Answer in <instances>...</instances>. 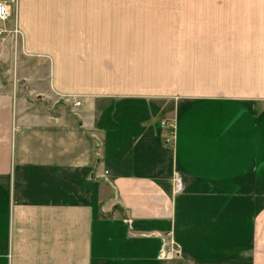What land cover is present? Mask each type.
I'll return each instance as SVG.
<instances>
[{
    "label": "crops",
    "instance_id": "1",
    "mask_svg": "<svg viewBox=\"0 0 264 264\" xmlns=\"http://www.w3.org/2000/svg\"><path fill=\"white\" fill-rule=\"evenodd\" d=\"M4 1L0 264H264V41L233 90L186 94L157 67L156 2ZM233 6L264 22V0Z\"/></svg>",
    "mask_w": 264,
    "mask_h": 264
},
{
    "label": "rangeland",
    "instance_id": "2",
    "mask_svg": "<svg viewBox=\"0 0 264 264\" xmlns=\"http://www.w3.org/2000/svg\"><path fill=\"white\" fill-rule=\"evenodd\" d=\"M125 1L136 0H114L115 3H127ZM147 1L157 3V67L166 63V65L170 64L177 68V76L173 70L170 72V76L178 80L177 90L180 89L186 94L190 92L200 94L206 88L216 90L217 87L221 91L233 90L239 51L252 48L250 41H253L252 45L255 47L261 46L260 43L264 41L262 38L264 35L261 34L264 32V22L237 20L233 12L234 0ZM11 6L14 7V5ZM193 9H196L199 14L190 13L187 17H181L180 13H188ZM175 10L177 12L175 16H172ZM184 10L186 12H183ZM15 26V22L9 28L3 26L1 34L13 33ZM117 29L122 28L116 26L115 30ZM133 33L135 31L131 32V36L135 35ZM139 34L144 35L143 32ZM3 35L6 37L7 34ZM134 40L138 41L136 38ZM3 43H0V80L4 79L6 82L14 78L11 65L14 60V50L13 45ZM135 60L133 61L136 62ZM207 78L209 86L203 85V80ZM17 91V100L20 103L24 92L21 86L17 87ZM33 102L42 105L37 99ZM64 103L67 101H64L62 97L55 104L43 102L42 106L50 107L59 113ZM73 103L77 105L79 100Z\"/></svg>",
    "mask_w": 264,
    "mask_h": 264
},
{
    "label": "built area",
    "instance_id": "3",
    "mask_svg": "<svg viewBox=\"0 0 264 264\" xmlns=\"http://www.w3.org/2000/svg\"><path fill=\"white\" fill-rule=\"evenodd\" d=\"M8 16V7L5 3L4 0H0V22H2L3 20H5ZM3 31V29H1L0 27V32ZM14 33H18V30L16 28H14L13 30ZM162 124H165L168 130V136H166L165 141H170L173 136H174V131H173V123L171 122H162ZM175 186L176 189H180L181 187V181L180 178L178 176H175ZM168 242V241H167ZM171 242V241H170ZM179 246H175L172 247L171 244L169 243H164L163 245V252L161 253V257L162 258H171L175 255L179 254Z\"/></svg>",
    "mask_w": 264,
    "mask_h": 264
}]
</instances>
